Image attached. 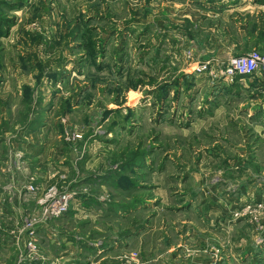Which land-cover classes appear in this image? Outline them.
I'll return each instance as SVG.
<instances>
[{
  "label": "rangeland",
  "instance_id": "obj_1",
  "mask_svg": "<svg viewBox=\"0 0 264 264\" xmlns=\"http://www.w3.org/2000/svg\"><path fill=\"white\" fill-rule=\"evenodd\" d=\"M188 1L0 0V264H32L33 259L41 263L42 256L57 251L49 236L72 242L85 237L100 240L111 220L120 227L143 221L151 211L125 217L127 209L111 204L116 197L123 206L137 203L140 196L129 201L124 196L138 187L148 188L138 184L153 172L212 176L216 183L220 180L217 175L223 174L220 187L227 193L223 253L231 257L226 264H248L247 256L236 261L231 254L243 251L239 248L240 231L247 232V238L264 236V229L257 230L255 221L241 216L248 203H261L260 222L264 224V139L249 136L252 143L248 144L247 163L252 161V169L258 173L257 191L239 206L234 191L241 180L236 181L216 158L220 148L231 150L222 139L219 124L211 123L206 133L201 129L182 136V130L188 129L186 117L181 119V109L188 103L186 95L199 93L207 73L194 69L191 75L188 71L189 79L196 82L194 89L183 94L189 84L180 83L179 102L173 96L166 105L173 113L163 116L157 112L159 101L154 102L156 93L166 88L164 81L184 75L177 62L166 57V48L155 49L156 17L165 16L169 23L168 15L176 7L172 2L180 5L176 12L179 18L194 15L185 8L206 11L207 6H217V0ZM207 18V31L202 36L213 33L217 39L218 18ZM180 24L178 33L186 36V18ZM185 45L184 39L179 40V64L185 56L190 60V49L181 56ZM239 87L242 94L248 93ZM216 90V85L210 84L202 94ZM196 99L194 107L205 102ZM208 123L203 124L208 127ZM213 140L219 144L209 150L202 148ZM206 151L215 157L213 163L202 159ZM246 165L241 166V176L248 173ZM247 182H251L249 178ZM192 183L190 179L188 184ZM52 186L70 198L67 210L51 219L44 215L39 201ZM149 190L144 197L151 195ZM169 214L159 211L152 224L175 219ZM135 238L113 248L114 261L108 264H176L169 254L164 261L154 256L157 245L152 237L140 245ZM212 251L217 253V249ZM256 253L263 254L259 246Z\"/></svg>",
  "mask_w": 264,
  "mask_h": 264
},
{
  "label": "crops",
  "instance_id": "obj_2",
  "mask_svg": "<svg viewBox=\"0 0 264 264\" xmlns=\"http://www.w3.org/2000/svg\"><path fill=\"white\" fill-rule=\"evenodd\" d=\"M172 4L176 7H172L170 11L172 15H168L169 23L164 18L165 16L163 18L156 17V26L153 34L154 39H156L154 42L155 49L163 51L162 48H166L167 52L164 53L167 55L166 57H169L172 62L173 60L177 62L179 65L178 70L183 71L185 76L183 75L180 78V83L184 81L189 84L183 94H189L193 91L192 89H194L196 83L194 80L189 79L188 71L192 75L196 63L206 60L211 61V70H213L215 75L206 72L205 77H207V80L201 82L200 88L206 90L212 84L216 85L217 89L213 93L208 91L202 94L201 89L197 95H186L188 103L184 104L187 107H183L181 111L186 110L187 112H181L183 113L181 119H184L183 116L186 117L188 125L187 123L185 125L188 129L182 130L184 132L182 136L197 133L201 129H204L203 133H206L211 123L217 122L219 124V129L224 133L222 139L227 140L231 150L226 151L224 148H220L216 158L218 163L226 166L225 170L231 171L232 177L236 181L241 180L240 187L234 191L235 199L240 206L246 202V197L250 195V197L256 196L255 192L257 191L258 173L255 168L252 169V161L247 163L249 158L247 153H249L248 144L252 143V139L249 136L255 138L259 135L261 139H264V80L259 74L250 76L238 75L234 78L235 82L233 80L229 83L218 76V70L232 56L247 53L252 49L264 52V0H217V6H207V9L204 8L206 11H203V8H194L193 10L189 8L187 11V8H185L187 13H195L193 16L184 14L183 18H179L176 14L180 5L176 2H172ZM212 15L218 18L217 39H215L213 33L205 37L202 36V33L207 31L205 23L208 19L207 17ZM185 18L187 28L184 33L186 36H182L178 31L181 30L179 25L185 21ZM198 30L200 34H197L196 31ZM183 39L186 48L180 49L182 58L184 53L186 55V50L190 49V60H188L187 56H185V60H183L184 58L182 59L184 65L182 63L179 64L177 58L179 54L177 46L179 40ZM159 53L161 56L163 55L162 52ZM176 69L174 68L173 70ZM215 79L216 83L214 82ZM163 83L167 85V88L170 86L168 92L162 94L160 91V93H156L154 102L159 101L158 103H160V105L157 103L160 106V110H157V112H162L163 116H167L168 111L173 113V108L168 109L166 106L168 100L172 99L173 96H175L174 100L176 103L180 100L178 91H175L178 90L179 85L173 84V80L164 81ZM240 85L247 89V94L244 95L238 90ZM231 89L234 91L228 92ZM194 96L196 97L193 98ZM196 98L205 102H202V104L198 102L194 107L197 101ZM179 104H182V101ZM156 115L157 113H154V116ZM207 121H209L208 127L203 124ZM196 123H198L197 128H195ZM133 124L135 125V123ZM218 144V141L213 140L208 147L202 146V148L209 150V148L212 149ZM179 152L176 153L177 157H179ZM206 153L207 156L203 154L202 159L213 163L215 157L211 155L210 151H206ZM183 163L187 164L186 161H183ZM243 164L248 166L246 169L248 173H245V176H241V166ZM217 176H220L218 183L212 181V176H177V174L176 176H166L164 173L153 172L150 176H146V181H141L138 184V186H146L148 188L153 186L151 190L138 187L137 190L130 191L124 196L127 201L135 195L140 196L137 203L131 206H123L118 204V198L116 197L111 204L112 207L127 209V212L123 214L125 217H128L129 213L132 212L151 211L149 214H145L143 221L136 225L120 227L117 224L118 222L111 220V222L106 223V231H103L106 235L100 240L85 237L81 238L80 242H77L78 238L75 242H72L66 237L53 238L49 236L48 240H51L52 245H56L57 251L49 252L47 255L42 256L41 263L38 258V260H35L33 257L31 263L108 264L114 261L113 248L119 245L125 246V243L129 241L128 239H136L135 237L139 240V245L142 240L152 237L155 242L153 243L157 245V253L154 256L160 261H164L166 255L169 254L172 261L176 262V264L178 262H185V264H226V260L231 258L230 255L223 253V245H225L226 241L227 193L224 188L220 187L224 175L219 174ZM237 176L239 177L237 178ZM191 177H194V179ZM168 178L170 179L169 182ZM248 178L251 182H247ZM190 179L193 180L191 185L188 184ZM243 179L246 183L242 182ZM195 181L196 183H194ZM172 182L177 183L176 187ZM148 190L152 192L151 195L144 197V193ZM237 198L239 199L237 200ZM157 209L159 211L164 209L166 213H170L169 215H172L175 219L152 224V219L159 215ZM190 215L195 218L190 217ZM234 227L238 230L237 224ZM129 228L131 230L126 231ZM96 232L98 233V231ZM246 233L240 231L239 236H242V238L239 237L241 238L239 240V248L243 249V251L231 254L233 255L232 258L236 261L238 259L244 260L241 259L244 255L248 257V264H252V262L254 264H259L260 262V264H264V236L258 238L256 237L257 235H249L250 237L247 238ZM114 236L117 237V240L113 239ZM257 240L259 241L255 245L254 242ZM253 243L254 245H252ZM101 244L103 245L101 246ZM258 246L262 249V255L259 253L257 255L256 253ZM213 249H217V253L211 252Z\"/></svg>",
  "mask_w": 264,
  "mask_h": 264
},
{
  "label": "built area",
  "instance_id": "obj_3",
  "mask_svg": "<svg viewBox=\"0 0 264 264\" xmlns=\"http://www.w3.org/2000/svg\"><path fill=\"white\" fill-rule=\"evenodd\" d=\"M195 70L215 75L213 70H211L210 60L197 62ZM253 74H259L264 80V53L258 50L232 56L218 70V76L229 83L237 75L245 76ZM69 198L70 194H61L52 186L45 192L39 202L44 206V215L52 219L59 217L67 210ZM262 207L261 203H248L241 213V216L245 217L248 215L250 220L255 221L256 228L260 231L264 229V224L260 222V220H263V216H261Z\"/></svg>",
  "mask_w": 264,
  "mask_h": 264
},
{
  "label": "trees",
  "instance_id": "obj_4",
  "mask_svg": "<svg viewBox=\"0 0 264 264\" xmlns=\"http://www.w3.org/2000/svg\"><path fill=\"white\" fill-rule=\"evenodd\" d=\"M238 76V75H237ZM243 76V75H242ZM236 77V76H235ZM173 84H176V85H180V79L179 78H175V80H173ZM162 86H166L167 88V85H162ZM165 87H162L161 88V91H163L164 93L168 92V88L166 90ZM177 91V90H176Z\"/></svg>",
  "mask_w": 264,
  "mask_h": 264
},
{
  "label": "flooded vegetation",
  "instance_id": "obj_5",
  "mask_svg": "<svg viewBox=\"0 0 264 264\" xmlns=\"http://www.w3.org/2000/svg\"><path fill=\"white\" fill-rule=\"evenodd\" d=\"M178 91V93H179V90H177Z\"/></svg>",
  "mask_w": 264,
  "mask_h": 264
}]
</instances>
